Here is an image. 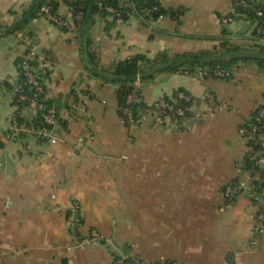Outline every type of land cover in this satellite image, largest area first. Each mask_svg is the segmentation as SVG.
Instances as JSON below:
<instances>
[{
	"label": "crops",
	"instance_id": "0c3cea01",
	"mask_svg": "<svg viewBox=\"0 0 264 264\" xmlns=\"http://www.w3.org/2000/svg\"><path fill=\"white\" fill-rule=\"evenodd\" d=\"M37 1L0 0V24L20 23L0 36V264H110L115 256L127 264H264L255 205L244 194L230 203L222 194L248 150L238 128L264 103V64L241 62L229 79L200 66L157 72L141 81L142 99L150 104L181 89L194 98L189 114L172 126H156L149 115L125 125L117 84L88 76L76 28L29 16ZM156 1L181 9L178 18L145 25L134 15L121 24L92 16L88 37L100 65L112 69L143 54V66L154 68L214 53L222 41L246 52L264 46L232 0ZM57 10L72 18L64 3ZM31 45L57 119L45 139H13L10 88ZM72 200L82 209L79 235L96 230L103 241L76 243L66 224Z\"/></svg>",
	"mask_w": 264,
	"mask_h": 264
},
{
	"label": "trees",
	"instance_id": "16d2710c",
	"mask_svg": "<svg viewBox=\"0 0 264 264\" xmlns=\"http://www.w3.org/2000/svg\"><path fill=\"white\" fill-rule=\"evenodd\" d=\"M99 2L101 3V6L98 5ZM126 2H128L130 5H124ZM40 3L41 0H38L35 6H33L29 15L30 17L34 15L40 16ZM61 3H64L68 7L72 15H75L77 12H81V19L78 21H74V28H76L77 34L79 36L83 67L87 71L89 77H96L103 80L104 82L117 84V114L120 119L125 123V125L129 124L127 122L128 114H130L132 117H136L140 110L148 106V104L142 99V97L138 101L127 102L128 96L130 94L137 93L141 95L139 90L134 89L133 84L137 73L140 74L141 81H144L146 79L152 78V76L157 72L163 70L171 71L185 65L189 69H194L196 66L203 67L206 69L207 73L212 75H214L215 71L222 70L229 72L232 76L233 69L238 67L241 62L251 61L256 63L258 66H263L264 64V46L258 45L255 51L246 52L242 51V48L240 46L233 45L229 41H222L219 49L214 53L183 54L180 56H176L172 60L161 63L160 65L154 66V68L151 65V67H144L143 63H148L149 59L143 54H137L128 59L113 62L112 69H107L100 65L94 50L91 49L92 43L90 38L88 37L87 29L89 21L91 20L94 14L108 16L110 17L111 23L118 24L116 22L117 17L114 14L107 12L104 9L105 5H112L114 8H116L121 14L123 23H125L130 16L134 15L137 16L145 25H150L153 20L164 15L178 18L181 9L163 8L156 0H63ZM57 6L58 3L55 4V9H57ZM234 10L238 12V14L240 13L239 16H242L240 9L236 8ZM17 28V24H13L10 26H2L0 24V36H5L9 33L15 32ZM19 62L20 57L17 61L18 79L14 83V85H11L10 88L12 91L13 98L12 104L16 105L15 114L13 117L16 121H25L27 124H32L35 127H39L42 125V119L40 118V116L38 114H33L31 111L29 117L22 115L21 113L25 109L15 103V97L17 95V92L14 91V89L18 86L22 87V82L24 81ZM32 65L35 66L36 72L44 84L45 75L40 69H38L37 61L32 62ZM214 77L221 79L231 78L217 75H214ZM178 91L185 93L191 99V101L178 100L176 104L177 106H181L182 108H184L186 114H189V109L194 103L192 102L194 101V98L188 93L182 91L181 89H177L173 91L171 95H162L161 97L163 99H169V97H173ZM24 92L29 94L31 90H29L28 87L25 86ZM45 101L47 104L54 105V103L48 97ZM262 106H264V103L259 105L258 107ZM256 110L257 109H255L251 113V115L241 124L242 126L250 127L253 124ZM256 136L259 139L256 144H253L251 142L247 143L248 150L244 153L243 157L241 158L243 162L242 170H250L253 174L254 172H256L255 175H257V177L253 181L254 191L256 195L263 198L264 166L259 165L256 159L258 158L257 153L264 150V125L258 128ZM225 201L227 203L230 202L226 199ZM260 225L264 229V220L260 222ZM116 258H122L120 264L128 263L127 257L115 256L110 264H113ZM140 264L147 263L141 262Z\"/></svg>",
	"mask_w": 264,
	"mask_h": 264
},
{
	"label": "built area",
	"instance_id": "2783aa9c",
	"mask_svg": "<svg viewBox=\"0 0 264 264\" xmlns=\"http://www.w3.org/2000/svg\"><path fill=\"white\" fill-rule=\"evenodd\" d=\"M63 0H41L39 14L45 17L53 25L62 29H73L74 21L81 19V12H77L69 19L63 16L57 9H55L56 3H61ZM101 6V3H98ZM124 5H130L126 2ZM233 10L240 9L242 18H246L252 21L255 34L264 39V0H232ZM104 9L114 14L116 22L118 24L123 23L120 12L112 5H105ZM234 13L239 16L238 12L234 10ZM226 21H231L232 17L225 18ZM37 60V54L34 46H28L24 53L20 56L19 66L22 71L24 81L22 87H15L14 91L17 92L15 97V103L20 105L23 109L30 110L33 114H38L42 119V125L35 127L32 124H27L25 121H16L13 117L12 133L11 137L15 139L23 134H32L36 138L44 139L48 137L50 128L56 122V109L52 104L46 103V90L43 81L39 78L36 72L35 66L32 62ZM39 69V67H38ZM214 75L231 77L229 72L217 70ZM141 83L140 74L137 73L134 79V89L138 90ZM27 86L31 92L29 94L24 92V87ZM208 101H213L211 94H206ZM141 99L139 94H130L127 102L138 101ZM178 100L191 101L190 97L185 93L178 91L173 97L169 99L158 98L154 102L148 104L142 110L138 112L136 117H132L128 114L127 122L129 125L138 124L146 116L153 118V123L156 126H167L177 124L182 118L186 116V111L181 106H177ZM194 102V101H192ZM16 107V105H14ZM256 114L254 122L250 127L239 126V134L246 140V142L257 143L258 137L256 136L257 130L260 126L264 125V106L256 108ZM256 159L259 165L264 166V150L257 153ZM242 160L236 163V167L239 171V175L234 178L233 181L226 183L222 188V194L228 201H232L239 194H244L249 201L255 205V221L261 222L264 220V205L261 203V197L256 195L254 191V179L257 177L256 172L254 174L250 170H242ZM228 202V203H230ZM69 212L66 218V224L69 231L73 234L74 239L78 245H85L91 241H102V235L92 230L88 235H79V228L82 224V209L76 200H72L68 208ZM122 258H116L113 264H120ZM173 264V263H172Z\"/></svg>",
	"mask_w": 264,
	"mask_h": 264
},
{
	"label": "water",
	"instance_id": "95a60500",
	"mask_svg": "<svg viewBox=\"0 0 264 264\" xmlns=\"http://www.w3.org/2000/svg\"><path fill=\"white\" fill-rule=\"evenodd\" d=\"M22 22V21H21ZM20 23H18L17 25H19Z\"/></svg>",
	"mask_w": 264,
	"mask_h": 264
},
{
	"label": "rangeland",
	"instance_id": "374dc122",
	"mask_svg": "<svg viewBox=\"0 0 264 264\" xmlns=\"http://www.w3.org/2000/svg\"><path fill=\"white\" fill-rule=\"evenodd\" d=\"M213 97V96H212ZM214 99V98H213Z\"/></svg>",
	"mask_w": 264,
	"mask_h": 264
}]
</instances>
